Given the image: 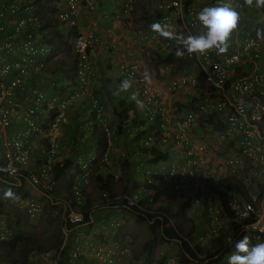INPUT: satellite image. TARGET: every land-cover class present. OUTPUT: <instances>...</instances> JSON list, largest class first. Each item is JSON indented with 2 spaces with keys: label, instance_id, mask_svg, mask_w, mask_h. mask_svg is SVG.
<instances>
[{
  "label": "built area",
  "instance_id": "built-area-1",
  "mask_svg": "<svg viewBox=\"0 0 264 264\" xmlns=\"http://www.w3.org/2000/svg\"><path fill=\"white\" fill-rule=\"evenodd\" d=\"M123 1L128 6L132 0ZM224 3L231 4L240 19L223 55L212 50L205 56L186 54L177 58L176 42L151 29L152 24L160 23L178 35L202 34L198 13L205 7ZM96 4L95 0H58L54 15L65 31L75 24L80 8L93 12ZM253 5L240 0H150V9L156 14L140 32L137 48L139 53L150 50L161 58L172 54L169 61L159 64L167 69L158 73L159 82L165 80L163 91L144 79L146 72L140 60L120 61L116 65L118 72L131 81L126 98L135 101L136 109L144 117L146 132L138 144L147 155L134 159L127 193L109 197L102 191L100 205L83 208L92 163L103 162L112 171L108 151L119 157L126 155L111 140L104 105L92 96L89 86L95 72L92 51L107 47L91 31L71 37L69 47L76 57L78 85L67 96L48 97L27 84L47 65L49 56L50 46L39 30L37 4L35 0H0V172L16 182L27 181L37 193L53 201L57 206L53 212L58 214L63 234L58 247L32 253L28 264H118L126 248L115 241L107 247L94 240L93 235L98 233L97 227L109 228L112 234L120 224L110 216L105 227L101 223L96 226L101 219L93 212L102 208H137L154 213L148 206L156 199L172 195L191 197L192 207L201 206L206 213L194 238H183L191 248L216 240L229 228L230 238L224 241L227 243L249 232L264 235V43L255 34L256 23L242 29L248 14L244 10ZM119 14H112L113 22H119ZM180 61L183 64L177 67ZM52 84L55 88L60 85ZM83 95L90 100L93 120L106 132V146L98 158L89 154L78 160L70 196L56 197L52 195L56 186L52 164L70 153L60 152L59 127L67 120L68 106ZM207 119L216 128L204 122ZM152 149L164 157L152 161ZM118 176L113 172L114 179ZM226 183L231 190L224 186ZM220 194L226 196L225 205ZM17 206L32 220L43 212L42 202L32 195L18 199ZM12 234L0 214V244ZM220 247L216 245L212 251ZM232 252L233 249L220 255L223 263L214 260L218 257L214 255L212 260L205 259L204 264H227ZM176 260L175 251H171L160 264H176Z\"/></svg>",
  "mask_w": 264,
  "mask_h": 264
},
{
  "label": "trees",
  "instance_id": "trees-1",
  "mask_svg": "<svg viewBox=\"0 0 264 264\" xmlns=\"http://www.w3.org/2000/svg\"><path fill=\"white\" fill-rule=\"evenodd\" d=\"M37 4V12L40 14L39 22V30L43 33V38L49 47V56L48 59L52 61L51 65H46L40 73L34 74L28 80V86H35L39 90L43 91L45 94H54L55 87L54 84H60L64 86V91L66 89L73 91L74 87H77L78 80L75 71L76 66V57L71 52L69 43L71 37L79 34V30L76 27V19L75 24L67 27L64 31L60 27V23L58 19L54 15L55 10L57 9L58 0H35ZM54 2V3H53ZM241 3L244 1L240 0ZM253 9L254 12L260 14L261 21H259L255 28V34L261 36L260 38L264 40V7H257L256 0H253ZM245 4V3H244ZM155 11L153 9H149L146 13V17H144L143 25L147 26L155 16ZM154 15V16H153ZM82 33L84 31H81ZM172 54L166 55L165 58H161L159 54L155 55L152 58L154 66H159V64L163 62H167L171 59ZM183 64L180 61L177 67ZM94 72V76H95ZM43 81V82H42ZM42 83V84H41ZM103 89H94L91 90L92 96L97 99L103 98L104 94ZM107 91V90H106ZM63 92L60 90L58 94ZM103 93V94H102ZM110 93H114L113 89ZM110 97V96H109ZM102 100V99H101ZM74 101L70 104V108L66 110L67 120L66 122L60 125V137H59V149L60 152H64L68 150L70 153L65 158H62L59 161H55L52 164V171L54 175V179L56 180V185L60 188L66 190L65 195L70 196L69 187L74 180L75 174L78 172L77 162L79 159H85L89 154H94L95 157H99L100 154L105 149V144L107 140L105 130L95 123L94 117L90 111V100L86 95H83L77 104ZM73 108V110H70ZM55 111L53 110L51 114ZM81 112L85 113L88 118V122L86 126L88 127L87 133H84L82 124L78 121L82 116ZM70 114H72V118L70 119ZM69 118V119H68ZM110 118L106 121V128L110 133V138L113 143H118L124 137H129L128 144L121 145V147L126 148V155L123 157H119L115 153L108 151V160L113 159V167L114 171L118 168L123 167L125 170H121V174L118 176V179H114L113 170H107L104 166V163L97 164L96 171L94 173V179L97 183L98 189L102 192H106L109 197L115 196V194L127 193L130 190V181L128 179L127 173L130 174L131 166L134 163V158H132V154L134 149L136 148L138 141L142 137V135L146 132V127H144L143 115L138 112L135 107L134 100H128L126 97H118L115 103L112 105V109L110 111ZM204 122L212 123L213 127L216 128V124L211 121V119H207ZM115 124V125H114ZM88 134V135H86ZM153 155L152 161L164 157L160 156L156 153L155 149L150 150ZM113 154V156H112ZM96 163L95 161L91 166ZM73 170V171H72ZM125 176V179L122 177ZM1 182L5 183L8 178L0 172ZM124 179V184L121 190L117 193L114 189V184L121 179ZM224 186L229 190L232 189L231 185L228 183L224 184ZM32 191V190H31ZM34 194H37L36 191H32ZM219 198L221 202L224 203L226 201V196L220 194ZM91 200L87 197V194H84V200L82 207L89 208L91 206ZM4 203L0 198V214L4 213L3 210ZM190 206V197H186L179 201L178 205L174 210H170L168 207L160 206L156 209V213H148L147 211L138 210L137 208L128 209L139 218H145L147 224L151 226L150 235L152 236L148 242L145 243V246L152 248V245L156 241L160 242H173L180 241V255L178 258L179 264H204L206 258L212 260V256L218 255L214 260L220 261L221 254L234 249V244L238 238H232L230 242L222 241V236L216 240V245L221 246L219 249L211 251L205 254V257L202 259L198 257V254H203L204 250L200 246H193V248L187 246L183 241L184 237L191 236L194 231V226L189 225L188 230L183 232V229L180 223L176 222L178 216L184 214L185 210ZM137 209V211H136ZM107 210V209H106ZM109 211V210H107ZM226 211H228L226 209ZM113 217V215H110ZM116 218V217H115ZM84 220H87V214L84 215ZM18 221H16L17 224ZM157 238H156V237ZM264 236V235H263ZM230 238V237H229ZM240 239V237H239ZM25 236L22 231L14 228L12 237L5 243L0 244V258L4 260H8L9 263L13 264L15 262L20 264H27L28 258L27 255L32 252L33 246L25 241ZM21 243L22 247L18 248V244ZM61 243V239L57 238L56 242L51 245V247H58ZM119 243V242H118ZM18 248L17 254L12 257L11 251ZM220 252V253H219ZM221 262V261H220ZM223 263V262H221Z\"/></svg>",
  "mask_w": 264,
  "mask_h": 264
},
{
  "label": "rangeland",
  "instance_id": "rangeland-1",
  "mask_svg": "<svg viewBox=\"0 0 264 264\" xmlns=\"http://www.w3.org/2000/svg\"><path fill=\"white\" fill-rule=\"evenodd\" d=\"M96 1V9L93 12H87V15H95L96 12H100L101 10L99 9L101 6H103L107 3H114V5L117 7V11L116 13H120L118 18H119V22H117L116 24H112L115 27H118L120 30L121 35L123 36H119L117 37V39L119 41H115L113 39V36H111L110 40H108L109 43H116L117 44H122L125 46H134L135 47V54L134 56H128L126 57L125 55H127V53H123V61L127 62L130 61L132 59H138L140 60L141 64H142V68L144 69V71L146 73L149 74L150 76V81L153 84V81H158V73H164L165 71H167V69H163L161 66H154L152 58H154V54L148 50L146 53L142 54L139 53V50L137 48V39L139 37L140 32L145 29L147 26L143 25V21H144V17H146V13H147V9L148 6L146 4V0H132L130 5L128 6H124L123 5V0H95ZM244 1V0H242ZM125 3V2H124ZM124 8L128 9V12H124ZM245 14L246 13H253L254 9L251 8L250 10L246 9L244 10ZM115 12H113L112 14H114ZM127 13V14H125ZM256 13V12H255ZM108 15H110V13H108ZM258 15V13H257ZM154 16V15H153ZM252 14H246L245 15V25L243 24V28H249V27H253L252 25L255 23H258L259 21H261V16L260 14L258 15L257 19H252ZM154 18V17H153ZM101 19V20H100ZM98 20V24L99 23H104L105 21H107L109 24L111 23L110 20H108L107 18L105 19L104 16H102ZM153 20V19H152ZM257 22H256V21ZM259 20V21H258ZM91 33H96L95 31H92ZM97 34V33H96ZM95 34V35H96ZM98 36V35H97ZM261 36H258V38H260ZM103 38V37H102ZM264 38V37H262ZM260 40H262L260 38ZM119 42V43H117ZM262 42L264 43V40H262ZM115 45V44H114ZM102 46H106L105 43L102 44ZM101 50H104V52L106 51L104 48H102ZM109 51V48L107 49V53ZM51 58V57H50ZM50 58L48 59V65L52 66V59L50 60ZM93 60V58H92ZM100 61V60H99ZM117 63H111L110 67H105V75L107 76H103V84H102V88L106 89L104 90V95H106V93H110V91L113 89V92L117 95H120V97L123 96V94H125L128 90H122L121 85L124 81H129V79L118 72L117 67H116ZM94 67V65H93ZM95 70V67H94ZM160 70V71H159ZM164 75V74H163ZM161 78V77H159ZM91 82L92 80H90V89H92L91 87ZM95 85V84H94ZM154 85V84H153ZM64 87H62V85H59L58 87H56L55 91H53V95L51 94H47L48 97L51 96H56V95H69L72 92L68 89H66V91H64L63 89ZM60 90H62L63 92H61L60 94H58L60 92ZM79 101L76 102L77 104H79ZM101 101V99H100ZM107 102V101H106ZM103 103V102H102ZM106 104V105H105ZM103 103L104 105V117L106 119V121H108L110 118V111L109 110V105L107 103ZM108 107V110H107ZM70 108V105L68 106L67 109ZM70 110H73V108H71ZM109 111V112H108ZM82 116L79 119V123L82 124L81 126H83V124H85V126L82 127L84 133H87V129L88 127L86 126V123L88 122V124L90 123L88 121V118L86 117L85 113L81 112ZM109 114V115H108ZM72 114H70V119L72 118ZM69 119V118H68ZM93 120V119H92ZM115 125V124H114ZM88 135V134H86ZM142 138V137H141ZM211 138V137H210ZM128 141H129V137H128ZM127 141V137H124V139H121L118 141V145L121 147V145H126L128 144ZM106 146V144H105ZM123 146V147H124ZM121 147V149L125 152L126 154V148ZM33 153H35L37 155V152L35 150H33ZM143 154H146L145 151L142 149L141 143L137 144L136 148L134 149L133 152V156L132 158H136L137 160H140V158L144 159L145 156ZM69 155V154H68ZM67 155V156H68ZM147 155V154H146ZM113 156V154H112ZM98 158V157H97ZM99 163H94L93 166H90V176H89V183L87 184L86 188H85V194H87V197L91 200V204L92 205H100L101 200H100V190L97 187V183L95 182L94 179V173L96 171V166ZM110 167L114 169L113 167V159L110 160ZM78 169V166H77ZM121 170H125L123 167L118 168L116 171L113 170L114 173H117L118 175L121 174ZM73 171V170H72ZM78 173V172H77ZM76 173V174H77ZM75 174V175H76ZM128 175V179L131 182L132 181V176L127 173ZM125 179V176H122ZM118 180L115 184H114V189L116 190L117 193H119L118 191L121 190V188L123 187L124 184V179ZM1 180V178H0ZM2 181V180H1ZM0 181V198L2 199L4 206H3V216L5 218V222L6 224L12 229V231L14 230V228L19 229L20 231L23 232L24 236H25V241H27L29 244H31L33 246L32 252H30L27 255L28 258V262L30 261V256L33 253H41L43 251H48L50 249H54L56 247H51L52 244H54L57 240V238L63 239V234L61 233V225L59 223V217L58 214L54 213L53 211L55 209H57L56 205L53 204L52 202H50V200L43 194H34L32 191H35L34 188L31 187V185L25 181V180H21L19 182H16L14 179H8L5 183H2ZM11 190V192L13 193V195L11 197H5L4 193L5 191ZM32 190V191H31ZM66 190H64L63 188H60L59 186H55V188L52 191V195L56 196V197H60V196H64L66 194ZM35 196L37 198H39V200L42 202L43 204V212L42 215L37 219V220H32L29 219L27 217V215L23 212L22 209H20L17 206V201L18 199H22L24 197L27 196ZM181 197L179 196H173V197H169L166 199H156L150 206L151 209H153L154 211L156 209H158V207L160 206H167L170 210H174L176 208V206L178 205V201ZM105 208L102 209H96L92 215H96L97 219H101L100 222H97L96 226L101 223V225L103 227L106 226V221L107 219L110 217V211H106ZM106 211V212H105ZM102 212V213H101ZM101 213V214H99ZM113 217H116L119 222V229L117 231H114L112 234L109 232V228L107 229H101L100 227H97V234H94V240H98L100 243L104 244L107 247H110L109 245L115 242H119L120 246L126 248V252L122 253L121 258L118 260V264H159L162 262V260L164 259L163 256V251L161 252L160 249L164 246L162 242L160 241H156L153 245L152 248L145 246V243L148 242V240L152 237L150 235V228L151 226H149L147 224L146 219L144 218H139L138 215H136V213L125 209V208H117V210H115L114 212H112ZM192 215L191 212L189 211L187 214H182L181 216H178V218L176 219V222L180 223L183 232L185 233L186 230H188L189 225L191 224L192 220ZM16 221L17 224H16ZM101 230V232H100ZM243 236H248L250 243L251 244H257V243H264V236L263 235H258L252 232L249 233H245L244 235L240 236V239ZM156 237V236H155ZM157 238V237H156ZM115 241V242H114ZM209 245V244H208ZM208 245L206 247H208ZM22 247L21 243L18 244V248ZM18 248H16L15 250L11 251V256L14 257L17 254ZM174 249L178 250V246L174 245ZM235 249H233L234 251ZM33 257V256H32ZM1 262H4L6 264H9V261L6 259H1ZM37 262V261H35ZM44 264H47L44 263ZM194 264V263H193Z\"/></svg>",
  "mask_w": 264,
  "mask_h": 264
},
{
  "label": "clouds",
  "instance_id": "clouds-1",
  "mask_svg": "<svg viewBox=\"0 0 264 264\" xmlns=\"http://www.w3.org/2000/svg\"><path fill=\"white\" fill-rule=\"evenodd\" d=\"M244 3L248 6H252L253 0H244ZM256 6L264 7V0H256ZM197 19L203 28L202 34L199 35H178L174 31L170 30L167 25H162L160 23L152 24L151 29L154 33L159 34L165 39L174 40L176 42L177 47L175 56L177 58H184L186 54L188 56L196 55L197 57L205 56L212 50H215L218 56L227 53L230 37L233 31L237 28V24L240 19L239 13L231 6V4L224 3L220 6L203 8L198 13ZM144 79L146 81H150V76L148 73H145ZM130 87L131 81H124L121 85L122 90L125 91ZM12 195L13 193L10 189L8 191H5L4 193L5 197H11ZM173 196L181 197L179 201L186 197H189L185 195H172L168 196L167 198ZM151 204L148 206V208H150ZM191 208L192 205L190 197V206L185 210L184 213L187 214L191 210ZM155 213L156 210L153 214ZM195 223L198 224V222ZM195 223L193 221L191 222V224L194 226V231L191 236L186 237L189 240L193 239L197 231L200 229L195 228ZM203 223L204 221L202 222V224ZM216 240H208L203 246H200L204 250V253L198 254V257L202 259L203 257H205V254L211 252L213 250V247L216 246ZM222 241L224 242L225 239L222 238ZM183 242L186 244L185 241ZM169 243L178 246L179 251L175 249V254L177 256L176 264H179L178 258L180 255V241H173ZM207 245L208 247H206ZM234 249L235 250L232 252V254L227 257V264H264V243H257L250 246L249 237L243 236L241 239L235 242Z\"/></svg>",
  "mask_w": 264,
  "mask_h": 264
},
{
  "label": "crops",
  "instance_id": "crops-1",
  "mask_svg": "<svg viewBox=\"0 0 264 264\" xmlns=\"http://www.w3.org/2000/svg\"><path fill=\"white\" fill-rule=\"evenodd\" d=\"M105 3H106L105 5L103 3V6H101L99 8L101 10V13L96 12L95 15H87L86 14L87 12L80 8L78 11L79 14L76 17V22H77L76 27L78 28V30L80 32L81 31H91V32L95 31L97 33V34L96 33L95 34L100 37L102 44L103 43L106 44L107 48H105V50L107 51V49L109 48L108 53L106 51L104 52V50H100L99 48H96L92 51L93 65L95 67V74L96 75L94 76V78L91 82V87L93 90L94 89H99V90L101 89V92L103 90V88H102L103 78L102 77L107 76V75H105V72H104L105 69L104 68L110 67L111 63H114V62L118 63L120 61L125 60V59H123V53H127V55H125L126 57L132 56V55L134 56V54L136 53L135 52L136 49L134 46L133 47L129 46V45L125 46L122 44H119V45L117 44V46H116V43H109L108 42V40H110L111 36H113V39L115 41L116 40L119 41L120 39L118 40L117 37L123 36V35H121L118 27H115L114 25H112V24H116V22L112 21V13L113 12L116 13L117 7L114 5V3H107V2H105ZM146 4L148 6L147 10H149L150 9V0H146ZM108 13H110V15H108ZM125 14H127V13H125ZM248 14L249 15L252 14V16H251L252 19H257L258 15H259V14L257 15V13H255V12L254 13H248ZM102 16H104L105 19L107 18L108 20H110L111 23L109 24L107 21H105L104 23L101 22L98 24V20ZM117 43H119V42H117ZM164 82H165V80H164ZM164 82L158 83V81H153V84H154V86H156L157 88H159L160 90L163 91ZM126 93L123 94L122 97H126ZM102 97L103 98H101L102 99L101 102H103L104 104L107 102H108V104L110 103V105H109V110H110V109H112V105L115 103L117 98L120 97V95L107 92L106 95L103 94ZM107 110H108V107H107ZM205 181L206 180H202L204 185H207V183ZM114 211H115V209L110 210V215H112V212H114ZM190 212H191V214H193L192 215L193 222L194 223L198 222V224L195 223V226H196L195 228H200L202 226V222L203 221L205 222V218H206V216H205L206 213L204 211V208L201 206L192 207ZM101 213H99V214H101ZM99 226H101V225H99ZM230 231H231V228L224 231L221 235L222 238L227 239L229 237ZM100 232H101V230H100ZM163 243H164L163 244L164 246L160 249L161 252L163 251V256H165L168 252L171 253V251H175L174 245L172 243L171 244L165 243V242H163ZM251 245H253V244H251Z\"/></svg>",
  "mask_w": 264,
  "mask_h": 264
}]
</instances>
